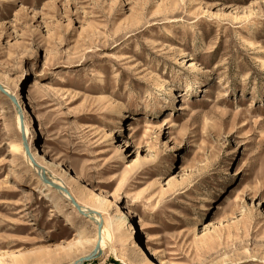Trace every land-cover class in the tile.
<instances>
[{
	"label": "rangeland",
	"instance_id": "374dc122",
	"mask_svg": "<svg viewBox=\"0 0 264 264\" xmlns=\"http://www.w3.org/2000/svg\"><path fill=\"white\" fill-rule=\"evenodd\" d=\"M0 82V264H264V0H0Z\"/></svg>",
	"mask_w": 264,
	"mask_h": 264
},
{
	"label": "bare ground",
	"instance_id": "6f19581e",
	"mask_svg": "<svg viewBox=\"0 0 264 264\" xmlns=\"http://www.w3.org/2000/svg\"><path fill=\"white\" fill-rule=\"evenodd\" d=\"M0 86L4 89V91L6 93L10 94L11 91L3 83L0 82ZM0 93H2V92L0 91ZM27 101L28 102L31 101V93L29 90L27 91L26 96L22 100L21 99L19 100L17 98L18 107L13 104L15 107L14 114H15L17 128L19 129L20 133H21V129L23 130V134L26 138V142H27V138H28L29 134H31L29 132L30 131L29 129L32 127L31 130L34 132L36 131L35 119H32V121H30V122L28 120L29 119L28 118L29 110L27 108ZM129 127L126 130L128 132L131 130ZM20 136H21V134H20ZM21 145H22V141H21ZM17 152H18V147L15 144L9 145L8 155L12 154V157L7 155L4 158V164L8 165L9 171L12 172V175L14 177L21 176V177L33 179V181H35V186L40 191H43L46 196H51V198H53L55 201H61L65 206H67V208L70 210L71 213H78L79 215H83V214H80L79 211L70 203V197L65 192H63L62 188L65 189V187H64L63 183L61 182V180H59V178L52 175L48 171V169L44 165L40 164V162L37 160H35L37 167L31 160L29 161L28 158H25L24 162L17 161L13 157V155H15ZM43 177L46 178V182L43 181ZM97 196L103 202H107V203H111V204L116 205L115 192H112V191L109 192V191H106L105 189L101 188L99 193L97 194ZM79 207L81 208L82 213H85L87 210H90V209H87V208L82 207L80 205H79ZM122 214L124 216L126 215L128 218V222H130V227H129L130 231L133 229V222L135 223L136 219L141 223L139 225L142 226V219L136 213L135 210H131L128 208V209H126V212L122 213ZM99 220H101V217L100 218L96 217V222H98ZM123 224H124V219H119L118 223H116V225H115V230L122 228ZM131 233H132V231H131ZM147 239H148V237L146 236V241H145L146 247L144 246L145 247L144 252L146 250V254H145L147 256L146 258L152 259L151 256L157 255L158 252L155 248L150 246ZM95 242L96 243L98 242L99 250H102V248L104 249L106 244L109 243V234H108L107 229L104 226L101 227L99 237L96 234L95 239H94V245H95ZM105 249H107V248H105Z\"/></svg>",
	"mask_w": 264,
	"mask_h": 264
},
{
	"label": "water",
	"instance_id": "95a60500",
	"mask_svg": "<svg viewBox=\"0 0 264 264\" xmlns=\"http://www.w3.org/2000/svg\"><path fill=\"white\" fill-rule=\"evenodd\" d=\"M0 91L15 105V106H17L18 107V105H17V103L15 102V99L13 98V96L12 95H10V94H8V93H6L5 91H4V89L0 86ZM21 136H20V138H21V141H22V147H23V150L25 151V153H27V142H26V138H25V136H24V134H23V130L21 129ZM43 181L44 182H46V178L45 177H43ZM62 190H63V192H65L69 197H70V203L79 211V213L80 214H83V215H89V214H94V215H96V216H98V218H100V216L98 215V213L97 212H95V211H93V210H87L85 213H82L81 212V208L79 207V205L76 203V201L73 199V197H71L70 195H69V192L66 190V189H64V188H62ZM96 226H97V236L99 237V235H100V230H101V227H102V221L101 220H99L98 222H96ZM100 253V250H99V244H98V242L95 244V246H94V248H93V250H92V252L89 254V255H87V256H85V257H83V258H81V259H79V261L78 262H83V261H85V260H90V259H93V258H95L98 254ZM74 264H77L76 262L74 263Z\"/></svg>",
	"mask_w": 264,
	"mask_h": 264
}]
</instances>
